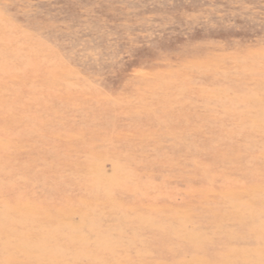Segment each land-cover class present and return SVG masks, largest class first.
Wrapping results in <instances>:
<instances>
[{
  "label": "rangeland",
  "instance_id": "374dc122",
  "mask_svg": "<svg viewBox=\"0 0 264 264\" xmlns=\"http://www.w3.org/2000/svg\"><path fill=\"white\" fill-rule=\"evenodd\" d=\"M0 264H264V0H0Z\"/></svg>",
  "mask_w": 264,
  "mask_h": 264
}]
</instances>
